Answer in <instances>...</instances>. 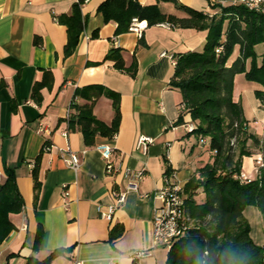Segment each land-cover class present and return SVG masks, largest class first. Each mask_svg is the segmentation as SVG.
<instances>
[{
  "label": "crops",
  "instance_id": "obj_1",
  "mask_svg": "<svg viewBox=\"0 0 264 264\" xmlns=\"http://www.w3.org/2000/svg\"><path fill=\"white\" fill-rule=\"evenodd\" d=\"M78 1L0 0V182L4 169H13L23 200L21 211L9 216L14 229L0 244V264L41 262L58 249L63 253L50 264H167L169 248L153 244L152 194L164 186L165 174H173L184 187L213 160L208 138L201 143V138L185 131L189 116L177 122L181 96L169 81L176 57L201 51L206 31L169 22L149 26L142 20L146 26L141 35L128 30L117 34V23L104 22L97 13L105 0H83L84 28L73 52L65 55L67 28L57 19L70 15ZM135 1L157 5L165 15L187 16L172 2ZM177 2L208 15L219 11L211 7L213 0ZM238 53L235 47L229 64ZM93 85L118 97L112 162L121 168L110 173L96 148L110 139L96 135L87 145L82 132L68 126L75 107L88 103L75 92L88 94L85 88ZM109 95H101L92 105L93 116L107 127L114 118ZM233 99L238 101L234 90ZM242 110L249 131L251 119L257 127L264 117ZM139 136L151 138L145 152L135 148ZM66 149L79 159L76 171L60 158ZM244 160L241 171L249 172ZM143 167L138 192H128L110 220L102 218L96 206L106 209L114 201L112 192L124 190L125 169ZM195 200H204L201 189ZM115 227L121 234L110 241ZM138 250L149 254L133 258Z\"/></svg>",
  "mask_w": 264,
  "mask_h": 264
},
{
  "label": "trees",
  "instance_id": "obj_2",
  "mask_svg": "<svg viewBox=\"0 0 264 264\" xmlns=\"http://www.w3.org/2000/svg\"><path fill=\"white\" fill-rule=\"evenodd\" d=\"M82 1L73 6L70 15L57 19L67 28L65 55L73 52L84 28L85 19L80 13ZM161 1L172 2L187 16L165 15L157 5L142 6L135 0H105L98 6L97 13L104 22L117 23V34L127 31L133 18L146 20L149 26L169 22L182 28L206 31L201 51L176 57L169 81L181 96L179 105L183 104L185 108L179 111L177 122L181 123L185 115L189 116L196 125L189 135L193 134L198 139L208 138L213 160L201 167L183 187L189 224L186 232L171 243L167 264H264V246L256 245L251 239L250 226L243 213L247 206H256L264 219V168L247 184L236 177L241 172L243 157L251 154L246 149L247 141L251 139L257 145L260 143L248 129L241 103L233 99L234 78L242 73L247 81L262 86L255 95L260 106L264 105V53L258 64L254 51L255 45L264 44V12L250 11L241 4L232 5L229 0H222L225 3L217 1L211 6L218 8V13L208 15L177 0ZM235 47H238V56L229 64ZM42 85L43 82L38 84L34 91ZM86 91L88 94L80 90L75 92L76 96H84L88 103L75 107L76 114L69 118L68 126L78 128L85 144L89 145L96 135L110 139L116 132L119 108L118 97L110 94L114 118L111 126L107 127L93 116L92 105L95 99L109 93L98 85L88 86ZM235 144L239 145L237 155ZM37 167L36 163L33 168L35 188ZM4 175L0 182V244L14 229L10 214L19 213L23 207L13 169L5 168ZM198 189L204 194L201 203L195 200ZM120 234L121 228L115 227L109 234V240ZM62 253L63 249H58L41 262L29 259L27 264H50Z\"/></svg>",
  "mask_w": 264,
  "mask_h": 264
},
{
  "label": "built area",
  "instance_id": "obj_3",
  "mask_svg": "<svg viewBox=\"0 0 264 264\" xmlns=\"http://www.w3.org/2000/svg\"><path fill=\"white\" fill-rule=\"evenodd\" d=\"M86 1V0H84ZM215 2L225 3L222 0H213ZM232 5L241 4L246 9L254 12L262 13L264 12V0H229ZM146 23L133 18L128 26V31L141 35V32L145 28ZM264 110V105L261 106ZM184 105H179V111H183ZM188 116V115H185ZM184 116V117H185ZM262 128H264V121L261 122ZM183 127L187 133H192L196 129V125L190 120H184ZM264 130V129H262ZM115 139V134L112 135L110 141L106 144H100L96 148L100 152V155L104 161L105 169L108 173L120 170L121 166H115L112 162V154L115 149L112 142ZM201 143L205 142V139L201 138L199 140ZM151 143V138L147 136H139L136 141V149L145 152L147 146ZM51 146H45V149H49ZM60 158L62 161L76 171L79 167V159L77 155L70 149L65 151H60ZM254 171H259V169L264 168V160H262L259 155L255 159ZM145 168H141L138 171L130 172L129 169H125L124 175L127 179L124 190L112 192L114 201L112 204L108 205L106 209H102L100 205L96 206L102 218L110 220L123 202L125 195L128 192L134 191L138 192L137 183L143 178ZM237 179L243 183L247 184L251 180V176L243 171H241L237 176ZM164 186L153 192L152 198L155 201L153 207V232L152 239L154 245H163L167 248L170 247L171 243L182 236L189 224V218L185 213L184 207V195H183V185L178 180L174 179V175L169 173L163 176ZM63 195L66 196V191H63ZM141 197H147V194H140ZM147 250H138L132 253L133 258H139L148 255Z\"/></svg>",
  "mask_w": 264,
  "mask_h": 264
},
{
  "label": "rangeland",
  "instance_id": "obj_4",
  "mask_svg": "<svg viewBox=\"0 0 264 264\" xmlns=\"http://www.w3.org/2000/svg\"><path fill=\"white\" fill-rule=\"evenodd\" d=\"M254 51L256 54L257 63H260L261 55L264 53V44H257L254 47ZM246 67H249V61L246 63ZM262 86L254 81H247L244 78L242 73L237 74L234 78V91L236 93L237 100L241 103L242 107L244 108L245 113L249 111V109L254 110L255 114L258 117L264 115V110H262L259 100L255 95V91L261 90ZM261 120V121H260ZM260 123L257 127L253 123V120H250V128L251 132L254 136L257 137L259 140V145H257L253 140H248V145L246 143V149L251 152L249 156H244L242 160L247 163L249 166V174L252 179H255L260 175L259 171H254L255 167V159L258 155L261 156L262 160H264V128H262L261 122L264 120V117L260 119ZM234 151L237 155L239 151V145H234ZM243 170V169H242ZM244 171V170H243ZM244 216L249 223L250 226V237L254 241V243L258 246H264V219H262V215L256 206H247L244 211Z\"/></svg>",
  "mask_w": 264,
  "mask_h": 264
},
{
  "label": "clouds",
  "instance_id": "obj_5",
  "mask_svg": "<svg viewBox=\"0 0 264 264\" xmlns=\"http://www.w3.org/2000/svg\"><path fill=\"white\" fill-rule=\"evenodd\" d=\"M124 264H128V262L126 261V262H124Z\"/></svg>",
  "mask_w": 264,
  "mask_h": 264
}]
</instances>
